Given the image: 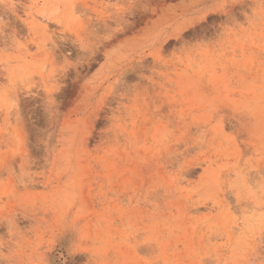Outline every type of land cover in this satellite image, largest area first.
<instances>
[{
    "label": "snow or ice",
    "instance_id": "snow-or-ice-1",
    "mask_svg": "<svg viewBox=\"0 0 264 264\" xmlns=\"http://www.w3.org/2000/svg\"><path fill=\"white\" fill-rule=\"evenodd\" d=\"M152 5H156L153 47L167 40L176 48L170 55L155 53L144 61L150 70L143 64L134 65L141 77L137 83L118 81L111 96L94 106L92 119L99 138L106 148L113 146L106 153L109 160L97 164L104 177L98 189L100 203L108 207L96 224V235H86L72 211L55 218L47 213L45 218L46 204L35 192L24 164L15 167L20 157L15 144L20 142L5 136L0 143V204H12L14 212L2 220L6 231L0 228V264H78L53 262L47 255L35 259L36 251L43 254L46 249L23 242L34 233H51L57 239L69 236L73 247L88 254L87 264H121L114 256L113 243L120 241L109 227L118 222L113 219L117 212L121 217L147 212L144 219L158 223L154 214L164 206L173 213L171 224L179 219L176 205L191 198L185 197V191L195 192L204 204L211 205V214L200 221L207 238L197 251L203 253L197 264H264V0L258 4L252 0H200L175 18L169 14L171 10L160 11L158 0H120L110 5L65 0L56 6L63 9L64 16L55 21L63 35L53 33L50 40L56 54L53 64L62 63L64 72L70 74L73 64L78 67L81 60L75 50L68 54V47L84 49L85 37L97 31L108 33L101 39L115 44L120 37L113 38L103 21L123 24L129 13L153 11ZM101 9L108 15L101 17ZM41 16L45 23L51 19L46 12ZM160 26L163 29L155 31ZM60 75L58 69L49 73L51 80ZM250 86H257L260 92L258 112L243 100V92ZM57 90L54 85L52 95ZM46 103V111L55 113L51 95ZM225 151L235 163L218 166ZM113 158L114 163L110 162ZM189 167L200 172L196 185L186 180ZM83 179L74 185L77 199L71 209L79 203ZM122 190L127 193L124 200H120ZM112 201L120 208L113 209ZM257 213L259 226L250 227L249 220ZM21 222L26 225L23 229ZM179 232L172 227L156 242L167 241L169 250L187 252V241L179 238ZM131 234L129 231V238ZM85 243L89 247L80 249ZM146 257L141 264H161L152 252ZM163 264L181 262L166 260Z\"/></svg>",
    "mask_w": 264,
    "mask_h": 264
},
{
    "label": "rangeland",
    "instance_id": "rangeland-1",
    "mask_svg": "<svg viewBox=\"0 0 264 264\" xmlns=\"http://www.w3.org/2000/svg\"><path fill=\"white\" fill-rule=\"evenodd\" d=\"M64 2L65 0H0V143L5 136L13 138L14 143L19 140L20 143L15 144V148L20 152V157L15 167L19 168L21 163L24 164L35 192L46 204V209L42 212L45 218L47 213L55 218L58 214L72 211L73 217L81 222L83 232L95 236L96 224L103 209L108 207L107 203H100L98 189L104 183V177L99 174L97 164L102 160H109L106 153L113 146L108 145L106 148L99 138V129L96 121L92 119L94 106L111 96L118 81L123 80L133 85L137 83L141 77L134 71V65L143 64L150 70V65L144 64V61L149 60L155 53L170 55L176 44L166 40L153 47L156 5H152L153 11L129 13L123 24L103 21L111 30L113 38L120 37L115 44L101 39L108 33L97 31L85 37L84 49L68 47V54L75 50L81 60L78 67L73 64L69 74L64 72L62 63L53 64L56 54L50 46L53 33L57 37L63 35L57 31L59 26L55 21L64 16L63 9L56 7ZM91 2L110 5L118 4L120 0ZM199 2L200 0H158V5L161 12L171 10L169 14L175 18L188 10L187 5ZM252 3L258 4L259 0H252ZM177 8L180 9L179 12L175 11ZM98 11L101 17L108 15L102 9ZM45 12L51 17L47 23L40 16ZM116 12L119 14L120 9L117 8ZM37 13L40 14L37 18H41L40 21L44 23L31 21V15ZM162 29L163 26H160L155 31ZM41 52L44 54L40 55ZM60 55L65 53L61 51ZM45 67L47 71H44ZM56 69L60 70L61 75L58 79L51 80L49 73ZM133 76L135 79H129ZM17 80L20 81L19 84L16 83ZM54 85H58V90L52 95ZM9 89L12 95H9ZM50 95L55 102V113L46 111V102ZM260 99L257 86H250L243 92L244 103L257 112ZM2 154L7 155L6 152ZM114 161L115 158L110 162ZM191 163L198 164L200 161L192 160ZM233 163L235 160L228 158L225 151L221 154L218 166ZM81 177L85 179L82 181L79 203L75 209H71L70 205L77 199L74 185L81 183ZM199 177L200 172L196 168H188L186 180L190 185H196ZM184 187L187 188L188 185ZM126 195L122 190L120 200H124ZM184 195L191 198L176 205L178 211L175 215L179 219L171 224L168 221L173 213L165 211L164 206L154 214L158 223L151 219L146 221L144 215L147 212L141 215L132 212L123 217L117 212L113 219L118 222L109 227L113 236L120 241L113 243L114 256L119 257L121 264H141L147 258L148 252H152L153 258H159L161 264L166 260L197 264L203 255H198L197 251L207 238L200 221L211 214V205L204 204L195 192L185 191ZM81 205L83 211L78 212ZM112 208L119 209L120 204L112 201ZM13 212L12 204L7 207L0 204V228L6 231L2 223L3 217ZM25 226L24 222L20 223L21 229ZM249 226L258 228V213L256 218L249 220ZM172 227L180 230L179 238L186 239L189 251L169 250L167 241L156 242L158 237ZM59 231L61 230L58 229ZM129 231L132 233L130 238ZM23 242L28 245L35 244L38 249H46V253L36 251L33 254L38 260L42 255H47L53 262L73 261L87 264L89 260L86 252L73 247L69 236H60L57 239L51 233H34ZM172 243L175 245V239ZM87 247V243L80 245V249Z\"/></svg>",
    "mask_w": 264,
    "mask_h": 264
},
{
    "label": "bare ground",
    "instance_id": "bare-ground-1",
    "mask_svg": "<svg viewBox=\"0 0 264 264\" xmlns=\"http://www.w3.org/2000/svg\"><path fill=\"white\" fill-rule=\"evenodd\" d=\"M39 15L40 14H35V15H31V21L33 22V23H44V22H42V20L40 21V19L39 18H37V16L39 17ZM41 16V15H40ZM42 18H44L43 16H41ZM44 25V24H43Z\"/></svg>",
    "mask_w": 264,
    "mask_h": 264
}]
</instances>
